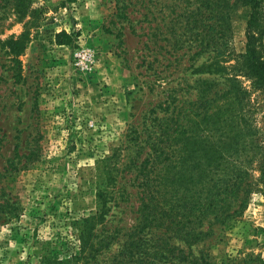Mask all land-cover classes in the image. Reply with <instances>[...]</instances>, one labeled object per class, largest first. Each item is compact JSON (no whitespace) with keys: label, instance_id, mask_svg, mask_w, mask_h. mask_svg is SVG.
I'll return each mask as SVG.
<instances>
[{"label":"rangeland","instance_id":"1","mask_svg":"<svg viewBox=\"0 0 264 264\" xmlns=\"http://www.w3.org/2000/svg\"><path fill=\"white\" fill-rule=\"evenodd\" d=\"M31 2L29 39L14 55L6 40L29 16L15 12L13 0H0V264H39L41 255L75 249L70 224L94 210L96 159L125 154L133 131L143 137L150 116H161L158 105L173 95L198 105L212 76L203 67L212 54L210 36L233 64L248 11L236 0L219 1L211 20L209 0ZM62 30L71 35L68 45L53 41ZM259 39L264 56V0ZM234 73L245 91V121L258 129L262 93ZM30 150L35 156L26 161ZM117 182L129 193L126 202L111 204L108 218L128 226L137 191L131 179ZM225 221L197 247L218 262L246 254L264 259L263 193H251L241 214Z\"/></svg>","mask_w":264,"mask_h":264},{"label":"trees","instance_id":"2","mask_svg":"<svg viewBox=\"0 0 264 264\" xmlns=\"http://www.w3.org/2000/svg\"><path fill=\"white\" fill-rule=\"evenodd\" d=\"M13 1L15 12L29 16L21 32L6 40L8 51L19 55L29 39L36 7L31 0ZM219 1L227 2L209 0L211 20ZM236 1L248 11L243 50L235 62L227 63L228 54L211 35L212 54L203 67L212 76L204 80L203 100L184 104L173 95L164 107L158 105L161 116H150L143 137L133 131L125 154L113 152L96 159L94 210L70 224L75 249L63 256L41 255L39 264H264L257 254L218 262L197 247L211 234V226L240 215L251 193L264 195V115L260 128L248 126L245 91L234 73L250 78L264 99L259 0ZM70 40L63 30L54 34L56 45H68ZM214 76L223 82H213ZM32 156L30 150L26 161ZM118 178L131 179L137 191L136 216L128 226L108 218L111 204L127 201L129 192Z\"/></svg>","mask_w":264,"mask_h":264}]
</instances>
